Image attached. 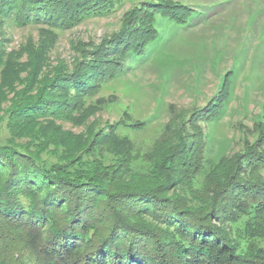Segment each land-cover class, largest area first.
<instances>
[{
  "label": "trees",
  "instance_id": "trees-1",
  "mask_svg": "<svg viewBox=\"0 0 264 264\" xmlns=\"http://www.w3.org/2000/svg\"><path fill=\"white\" fill-rule=\"evenodd\" d=\"M121 3L0 0L1 31L11 22L39 33L19 51H7L0 39V264L13 255L25 264L19 245L39 251L43 264H264V246L255 241L264 238V135L220 175L219 165L204 171L205 138L196 121L201 112L213 119L221 111L226 79L223 92L188 116L191 133L182 127L167 135L145 159L121 131L143 122L126 115L88 121L102 108L96 95L103 84L159 39L156 16L183 24L192 5L134 3L99 43H78L71 64L48 63L58 30L108 16Z\"/></svg>",
  "mask_w": 264,
  "mask_h": 264
},
{
  "label": "rangeland",
  "instance_id": "rangeland-1",
  "mask_svg": "<svg viewBox=\"0 0 264 264\" xmlns=\"http://www.w3.org/2000/svg\"><path fill=\"white\" fill-rule=\"evenodd\" d=\"M140 1L148 0H122L108 16L89 18L72 28L58 30L57 40L47 53L48 63L53 66L58 59H64L71 64L77 57L78 43H99L120 26L124 12ZM170 1L192 5L190 19L174 24L157 15L159 39L141 59L128 57L123 72L103 84L96 95L102 108L88 121L97 118L103 124L113 123L126 115L127 122H143L140 128L125 127L121 131L145 159L155 143L167 135L180 132L182 127L191 133V128L185 127L188 116L206 108L220 90L223 92L226 79L229 98L221 111L209 119L207 112L200 110L196 121L205 138L204 171L219 165V173L224 164L244 152L246 145L255 144L264 135V0ZM37 29L8 22L0 30V39L7 51H19L38 39ZM25 58L23 54L20 60ZM7 105L9 101H4L1 107ZM58 123L75 133L83 130V126L67 121ZM1 131L6 134L3 128ZM199 180L204 181L203 174ZM237 234L235 237L242 239ZM255 241L264 246V238L256 237ZM17 250L25 264L44 263L39 251L30 245H19ZM12 258L8 259L10 264H20V260L17 263Z\"/></svg>",
  "mask_w": 264,
  "mask_h": 264
}]
</instances>
